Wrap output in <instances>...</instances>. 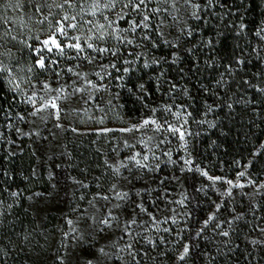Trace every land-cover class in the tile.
Listing matches in <instances>:
<instances>
[{
    "label": "trees",
    "instance_id": "obj_1",
    "mask_svg": "<svg viewBox=\"0 0 264 264\" xmlns=\"http://www.w3.org/2000/svg\"><path fill=\"white\" fill-rule=\"evenodd\" d=\"M93 1L0 0V65L10 69L0 72V264L85 263L96 237L80 222L94 208L115 217L113 243L131 244L124 264H264V191L247 187L223 199L195 253L178 260L225 190L210 176L232 178L250 160L247 178H264V0H149L139 13L118 3L103 33L82 36L80 53L88 44L110 49L85 61L99 70L95 102L110 103L124 122L166 124L159 146L140 157L121 131H57L28 101L49 78L34 48ZM143 15L149 28L123 31ZM168 124L183 125L193 168Z\"/></svg>",
    "mask_w": 264,
    "mask_h": 264
},
{
    "label": "rangeland",
    "instance_id": "obj_2",
    "mask_svg": "<svg viewBox=\"0 0 264 264\" xmlns=\"http://www.w3.org/2000/svg\"><path fill=\"white\" fill-rule=\"evenodd\" d=\"M94 2L95 1H93L92 4ZM99 2L102 6L106 0H99ZM117 9L118 3L115 8L104 9L101 7V9L97 10L96 14L93 15L92 8V10L87 15H84L83 18L71 22L77 25L76 28H68L64 24L67 35H61L55 31L52 35L44 39L46 40L54 36L56 41L61 46L60 49H57L56 46L51 43L48 46H44L43 44L36 46L34 49H41L38 54L40 57H43L45 63V67L40 68V70L44 74L47 73L49 78L47 79L43 77V81L39 83V86L34 88L33 93L30 95L35 100L36 108H40L42 104L50 101L53 97H59L55 101L59 109L58 119L55 114L57 109H53L51 107L44 108L42 111L37 113V117L42 121L46 119L51 121L55 120V128L57 131L64 128H70L77 133L87 131H103L104 129H115L119 131L121 129H132V131H121L123 133V143L125 145L133 144L134 146H137L138 148L136 149L135 155L140 157V155L144 154L145 151L147 153L151 152L159 146L157 143L158 137L161 133H164L163 131L166 124L154 117L145 118L136 122H124L119 117L115 108H112L110 103H106L107 101H104V104L101 102H95L96 93L98 90L101 92V85L97 79L92 77V74H99V70L91 73L93 64L85 61H88L89 58L92 60L97 59V47L93 45V48H89L90 53H88V51L78 53L76 49L66 46L68 44L80 43L82 36L88 31H94L97 34L103 33L104 29H107L105 22L113 21V19L115 20V17L119 14ZM89 21L91 23H89ZM101 24L104 25L103 29L99 28V25ZM77 37H79V40L76 39ZM48 48H51V51H48ZM35 50L34 52L37 53ZM74 66L77 67L72 68ZM70 68H72V72L75 73V76H77L78 79L74 77L73 79L67 78V80H64L66 79V72H68ZM89 81L91 84L88 83ZM44 85H48V88L45 89ZM76 89H83V91H76ZM41 97H43V99H41ZM146 119H155L159 124L163 125V127L157 130L156 126L151 123L146 126L139 127ZM33 129L35 132L38 131L36 125H34ZM182 145L186 146H183L182 148L181 159L187 167L193 168L194 161L187 148L185 140L182 141ZM189 159L192 161L190 165L185 163V161ZM249 164L250 160L242 166L239 173L234 177L219 179L225 184V190L223 191L220 201L212 208L205 221L208 222L215 215L222 204L223 199L230 195L235 188H237L236 185L242 184L244 185L243 187H247L253 193L264 191V178L260 181H254L247 178L246 172ZM240 173H244V175L241 176ZM210 177L215 178L217 176ZM212 180L217 181L216 179ZM227 181H232L233 183L229 185ZM118 192L119 190H115L113 194H118ZM109 211L111 210L108 208L104 211H101V208L91 209V211H89L80 222V224L85 226L88 231L95 233L94 235H91L93 238L96 237L94 241L95 245L93 247L96 248V250L88 256L87 260L83 264H89V261H91L92 264L125 263V252L126 249L129 248V243H127V241L125 243L124 241H117V245L119 244V246H117L113 243L114 241H111L109 238L112 234V228H114L113 219L109 217ZM105 218L109 219L110 226H106L102 223ZM205 221L196 228L193 235L185 244V246L189 247V252L192 251L195 253V239L202 227L205 225ZM78 228L81 230L80 226L78 227L76 224L74 227L76 232H78ZM114 244L117 248V255H111V252L115 250L113 247ZM184 247L178 254V260L181 253H183ZM101 248L104 250L103 252L100 251Z\"/></svg>",
    "mask_w": 264,
    "mask_h": 264
},
{
    "label": "snow or ice",
    "instance_id": "obj_3",
    "mask_svg": "<svg viewBox=\"0 0 264 264\" xmlns=\"http://www.w3.org/2000/svg\"><path fill=\"white\" fill-rule=\"evenodd\" d=\"M67 2H68V0H65V3H67ZM148 2H149V0H127L126 3H124V0H106V2H104L103 5L101 6L99 0H95V2L92 4V8H93V13H92V14L95 15V14H96V11H97V10H100L101 7L104 8V9H107V8H115L116 5H117V3H123V6H124L125 8H127V7H131V8L133 9V12L139 13V12L141 11V5H144V6L146 7ZM164 2L167 3L168 0H164ZM186 2H187V0H186ZM174 6H175V5H174V3H173V7H174ZM17 7H19V4H18V3H17ZM57 7H61V8H62L63 5H57ZM193 7H198V6L193 5ZM150 11H152V12H157V11H159V9L153 8V9H150ZM192 15L195 16L196 13L193 12ZM119 18H120V19H123V16H119ZM69 19L75 21L76 17L73 16V17L70 18V17H68V16H65V17L63 18L64 21H68ZM149 20H150V17H149L148 15H143V16L141 17V20H140L139 23H136V21H132V22L130 23V25H129V28H127V29H123V31H124V32H127V31L130 30V31L135 32L136 29H137V28H140V27H143V28L147 29V28H149V23H148ZM58 23H59V26L56 28V32L60 33L61 35H67V33H66V31H65V26H64L63 21L58 22ZM89 23H91V22L89 21ZM111 23H112V21H109V25H111ZM67 27H68V28H76L77 25H76L75 23H70V24L67 25ZM245 27H246V26H245L244 24H241V25H240V28H241V29H243V28H245ZM99 28H100V29H103V28H104V25H102V24L99 25ZM261 31H264V29H261ZM189 34H191V33H189ZM101 38H102V36H101ZM118 38H119V39H123L122 37H118ZM76 39L79 40V37H77ZM89 39H90V37H89ZM50 43L53 44V45H55L57 49H60V47H61V46L59 45V43L56 41V39H55L54 36H53V37H50L49 39H46V40L42 41V44H43L44 46H48ZM129 43H131V41H129ZM208 43H211V41L209 40ZM66 46H67V47H70V48H74V49H76L78 53L83 51V46H82L80 43L68 44V45H66ZM87 47H88V48H93V45H92V44H88ZM35 51H36L37 53H39V52L41 51V49H36ZM48 51H51V48H48ZM98 51H100V52H107V51H110V49H103V48H101V49H98ZM113 55H115V52H113ZM177 59H178V57H177ZM239 63H243V61H239ZM37 65H38V67H40V68H44V67H45V63H44V59H43V57H41V58L37 61ZM146 66H147V65H146ZM113 67H114V65H113ZM4 71H10V69H8V68H7L6 66H4V65H0V72H4ZM69 71H71V69H69ZM126 71H127V70H126ZM97 75H98V74H97ZM88 83L91 84L90 81H89ZM44 87H45V89H47V88H48V85H44ZM141 87H143V86H141ZM172 87L174 88L175 85H173ZM61 91H62V90H61ZM76 91H83V89H76ZM58 98H59V97H53L50 101H48V102L42 104L41 107H40V108H37L35 111H36V112H40V111H42L44 108H47V107H51V108H53V109H57V111H56L55 114H56V117H57V119H58V118H59V109H58V105H57L56 102H55ZM41 99H43V97H41ZM28 101L31 102V103H33V104H35V100L33 99V97H28ZM168 110L170 111V108H169ZM153 111H155V110H153ZM33 114H35V113H33ZM176 116H177V119H179V118H180V113H176ZM184 120H185V122H186V121H187V117H184ZM150 123L153 124V125H155L156 128H157V130H159V129H161V128L163 127V125L159 124V123L157 122V120H155V119H146V120L143 121V124L140 125L139 127L146 126V125H148V124H150ZM134 127H137V126H134ZM182 127H183V125H181V127H176V126H174V125H172V124H168V128H167V130H168L169 132L173 133V134H179V139L183 141V140H185V132H184V131H181V128H182ZM103 131H112V130H111V129H104ZM120 131H132V129H121ZM25 135H28V133H25ZM182 146H186V145H182ZM169 155H170V153H169ZM132 159L135 160L136 158H135V157H132ZM147 159H148V157L145 156V157H144V160H147ZM137 163L139 164L140 161H137ZM185 163L190 165V164L192 163V161L189 159V160H186ZM122 166H123V165H122ZM116 171L119 172V168H116ZM203 174H204L205 176H207V173H206V172L203 173ZM240 175L243 176L244 173H240ZM209 179H216V180H219V179H221V178H220V177H215V178L209 177ZM227 183H228L229 185H231L233 182H232V181H227ZM250 183H251V182H250ZM236 186H237V187H243L244 185H242V184H238V185H236ZM113 187H115V186H113ZM12 195H13V196H18L19 193H17V192H13ZM118 196H119L120 198H125V197L127 196V194H126V193L118 194ZM104 199H107V197H104ZM117 207H118V205H117ZM109 217H111L112 219H115V217H112V215H111V211H109ZM69 223H71V221H69ZM102 223H103L104 225H106V226H110V222H109V219H108V218H105V219L102 221ZM130 223H135V221H131ZM205 224H207V221H205ZM165 231H167V229H165ZM223 235H224V236H228L229 233H228V232H223ZM128 247L131 248V244H129ZM100 251L103 252L104 250L101 248ZM188 253H189V247H188V246H185V247H184V250H183V253H181V255L179 256V259H180V260H184L185 257L188 255ZM89 264H92V262L89 261Z\"/></svg>",
    "mask_w": 264,
    "mask_h": 264
}]
</instances>
